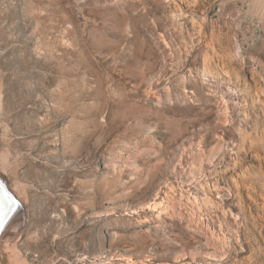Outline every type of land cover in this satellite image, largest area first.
<instances>
[{
    "label": "rangeland",
    "instance_id": "374dc122",
    "mask_svg": "<svg viewBox=\"0 0 264 264\" xmlns=\"http://www.w3.org/2000/svg\"><path fill=\"white\" fill-rule=\"evenodd\" d=\"M255 5L0 0V264H264Z\"/></svg>",
    "mask_w": 264,
    "mask_h": 264
},
{
    "label": "bare ground",
    "instance_id": "6f19581e",
    "mask_svg": "<svg viewBox=\"0 0 264 264\" xmlns=\"http://www.w3.org/2000/svg\"><path fill=\"white\" fill-rule=\"evenodd\" d=\"M254 2L256 3L255 8L250 9L254 10V13H256L260 17L259 22L262 23L264 22V0H254ZM239 50L240 47L236 43L235 54L240 56ZM18 206V200L11 192V190L6 187L4 181L0 177V235L4 231L5 227L8 226L7 224L12 221L15 215H17ZM156 206L157 205L155 204L152 209L156 208ZM9 217L11 218L8 219Z\"/></svg>",
    "mask_w": 264,
    "mask_h": 264
},
{
    "label": "built area",
    "instance_id": "2783aa9c",
    "mask_svg": "<svg viewBox=\"0 0 264 264\" xmlns=\"http://www.w3.org/2000/svg\"><path fill=\"white\" fill-rule=\"evenodd\" d=\"M253 37L258 40L264 37V24L261 23L254 24Z\"/></svg>",
    "mask_w": 264,
    "mask_h": 264
},
{
    "label": "water",
    "instance_id": "95a60500",
    "mask_svg": "<svg viewBox=\"0 0 264 264\" xmlns=\"http://www.w3.org/2000/svg\"><path fill=\"white\" fill-rule=\"evenodd\" d=\"M11 217H9L8 219H10Z\"/></svg>",
    "mask_w": 264,
    "mask_h": 264
}]
</instances>
